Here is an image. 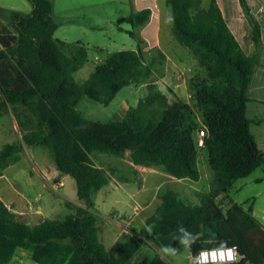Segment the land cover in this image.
Segmentation results:
<instances>
[{"label": "trees", "instance_id": "trees-1", "mask_svg": "<svg viewBox=\"0 0 264 264\" xmlns=\"http://www.w3.org/2000/svg\"><path fill=\"white\" fill-rule=\"evenodd\" d=\"M28 1L33 6L31 14L10 13L0 6V18L9 20L12 27V31L0 29V64L6 60L23 64L36 82L21 93L0 83V117L12 113L22 135V141L0 148V177L22 160L24 145L45 148L56 171L75 180L81 205L66 200L64 217L30 224L0 200V264H10L18 250L30 251L37 264H169L159 255L150 263H133V259L151 244L181 252L185 248L181 240L189 241L193 260L201 251L226 242V247L235 246L243 257L234 264H264V225L238 203L230 201L226 209L218 204V199L229 198L237 180L264 167V151L247 116L259 54L243 51L216 0H208L206 8L203 0H166L172 34L197 63L196 76L189 82L191 102L172 92L170 101L157 84L150 83L147 96L136 107L123 119L107 123L86 120L78 104L89 98L109 105L124 88L154 76L141 35L151 10L132 11L118 21L120 30L121 24L130 25L126 32L136 42V50L106 54L89 78L78 84L72 74L87 62L89 49L81 42L55 39L57 25L50 0ZM240 3L258 43L260 27L246 0ZM69 46L73 49L66 53L64 48ZM158 57L163 55L158 52ZM202 127L207 131L203 149L212 173L209 190L196 193L198 202H193L172 187L163 188L145 226L140 231L131 229L108 251L98 234L95 197L111 178L92 156L124 158L129 153L134 165L162 168L175 179L199 182L197 135Z\"/></svg>", "mask_w": 264, "mask_h": 264}, {"label": "rangeland", "instance_id": "rangeland-1", "mask_svg": "<svg viewBox=\"0 0 264 264\" xmlns=\"http://www.w3.org/2000/svg\"><path fill=\"white\" fill-rule=\"evenodd\" d=\"M50 1L53 4L52 18L59 25V29L55 34L56 38L67 44L81 42L89 49L87 62L79 71L72 74V79L78 84L84 83L94 71V66L97 65L95 64V58H99L101 61L97 62L101 64L107 53L136 50V42L126 32V30L131 28L130 25L121 24L120 27L123 30H120L118 25L120 19L129 16L132 11H136L133 6V0ZM0 6L10 13L31 14L32 11L28 0H0ZM2 28L12 31L9 20L0 18V29ZM162 36H165V31ZM71 49H73L72 46L64 48L66 53H69ZM102 51L104 52L101 53ZM152 54L158 55L156 51H152ZM149 56L151 55L146 53L145 57L148 64H152L153 61ZM159 79L157 76H152L149 79L133 84V86L124 88L109 105L95 102L89 98H83L79 102L77 109L88 121L107 123L121 120L129 108L136 107L138 102L147 96V85L158 82ZM0 83L4 88L12 89L18 93L26 91L36 84L25 65L11 60L3 61L0 64ZM157 85L164 93L170 96V101H173V95L170 93L168 85L163 83ZM20 141H22V135L13 114L9 113L1 116L0 148L7 143ZM257 144L264 151L263 144L260 142H257ZM92 158L95 164L103 167L109 174H113L117 168L124 170L126 175L129 173L126 171L127 160H129L127 155L124 158H116L105 154H94ZM199 168L201 172L199 182L191 180L180 181L165 173V176L160 178V181L166 183L163 188L172 187L185 200L198 202L196 193L208 191L212 179V173L208 166V154L204 149L199 150ZM7 170L6 174L11 179L17 180L19 190H22L29 200L34 201L33 205L36 203L35 208H37L38 204L43 208L45 207V213L49 219L62 218L68 212L64 206V201L56 197L54 190L38 175L42 171L51 175V172L55 170L53 160L47 149L24 145L22 160L17 164L11 165ZM167 176L171 177L172 181ZM58 179L63 180L65 183L64 187L58 189V192H62L70 201L78 202L75 180L71 177L63 179V176L60 175ZM2 184H5V180H0V197L11 207V210L16 209L14 205L8 202L10 198L4 197L6 195L4 188H1ZM51 184H53L52 186L56 184L54 178H52ZM54 188L57 189L58 187L54 186ZM149 188L150 185L148 186V191ZM138 190L139 187L136 183L126 188L122 187L115 190L116 197L127 203L128 214L132 213L134 206H137L140 212L145 208L147 212H150L157 205V198L154 194L148 198L146 204H142L149 192L146 190L139 195L137 194ZM229 196L234 202L242 204L245 209H249L252 205L255 212L254 215L264 223V167L257 169L247 178L237 180L231 188ZM100 197L98 195L99 199ZM230 198L226 200L220 198L218 199V204L223 209H226L228 202L232 201ZM111 203V200L106 201L105 214L113 211V209H119V207L112 206ZM25 217L28 221L32 219L30 215ZM126 217L128 216L123 213L118 219L119 221H124ZM37 222L35 220L31 221L32 224ZM157 255L171 264H193L189 248L185 247L181 252L172 254L170 249L166 251V248L159 244L144 246L133 259V263H150ZM13 259L16 261V258ZM22 259L23 262L19 261L18 264H37L32 260L29 252L26 255H22Z\"/></svg>", "mask_w": 264, "mask_h": 264}, {"label": "crops", "instance_id": "crops-1", "mask_svg": "<svg viewBox=\"0 0 264 264\" xmlns=\"http://www.w3.org/2000/svg\"><path fill=\"white\" fill-rule=\"evenodd\" d=\"M216 2L219 6L224 20L239 42L243 51L247 55H252L255 53L259 54V64L255 69L249 89V98L251 101L249 102L247 107V116L252 121L250 130L254 135L256 142H260L264 146V14L261 13V8L264 5V0H246L247 5L250 9V14L257 22L261 30V39L258 43L254 41L253 25L250 23L240 3V0H216ZM133 6L136 11H141L148 8L152 12L151 20L149 24L141 30V35L147 42V48L145 49V52H148L149 55H151L149 57L153 61V67L155 69L154 76L160 78L158 82H155V84L163 83L168 85L170 92L176 94L186 103H190L191 100L187 101L186 95L188 93H191L189 89V82L196 76L197 63L193 58L191 52L185 47L181 46L175 40L172 34L173 19L171 20V22H169L168 20L169 16L172 17V13L171 9L166 5V0H133ZM203 7H208V0H203ZM30 9L33 10L32 5L30 6ZM56 25L57 32L59 29V25ZM164 31L165 36L163 37L162 35ZM55 39H57L56 36ZM152 51H156L157 54L158 52H160L163 55V58H159L158 55L155 56L154 54H152ZM97 61L101 60L99 58H95V64L98 65L100 62L98 63ZM179 72H184L187 83L180 92H174L172 90V86L175 77ZM159 89L161 90V88ZM167 97L169 98V100L171 99L169 95H167ZM127 157H129V153L127 154ZM127 162L128 165L126 171L129 172L128 175H126L124 173L125 171L121 168H117L113 174L108 173L111 178L109 184L103 187L95 197V206L99 215V222L97 225L98 234L101 242L105 245L108 251H113L115 245L123 240L124 236L129 235L131 229L140 231L145 226V221L147 220V218L154 213L157 207L156 205L155 208L150 212H147L146 208L140 212V209L137 206H134L132 213L128 214L127 203L122 202L119 198L116 197L115 190L122 187L126 188L131 184L136 183L139 187L137 194L140 195L143 191H148V186L150 185L148 191L149 195L145 197L146 199L142 203L146 204L148 198L152 194H154V196L157 198L158 193L166 184L160 181V178L165 176V172L162 170V168H147L134 165L130 161V158L129 160H127ZM9 168L10 167H8L7 169ZM6 170L4 172V175L0 177V180H5V184H2L3 186L1 188H4V193L6 195L4 197L10 198V201L8 202L16 207V209H13L12 211L23 216L30 215V217L32 218L29 221L30 224H32L31 221L34 220L37 222L42 218L49 219L48 215L45 213V207L43 208L38 204L37 208H35L36 203H34L33 205L34 201L29 200L26 194L22 190H19V188L17 187V180L11 179L6 174ZM55 170L51 172V175L47 174L45 171L37 174L46 181L47 185L50 186V188L54 190L57 195L56 197L62 199L64 202L66 200L70 201L62 192H58V189L64 187L65 183L63 180L58 179L59 175H63ZM68 177L70 176H63V179H67ZM167 177L171 180V177ZM52 178L55 179L56 184L54 186L58 187L57 189H55L54 186H52L53 184H51ZM230 191L228 193L229 198ZM98 195L99 197L101 195L100 199L98 198ZM0 200L3 201L1 197ZM104 200H111L112 206L119 207V209H113L112 207L113 211L105 214L104 211L106 210L107 206L106 201ZM3 202L7 205L5 201ZM70 202L81 205L79 201ZM240 205L245 209L242 204ZM8 206L9 205H7V207ZM8 208L11 210L10 206ZM245 210H251L252 215L257 218L254 215L255 212L252 205L249 207V209ZM123 213L128 217H126L124 221H119L118 218ZM261 223L264 225L263 222ZM28 252L31 256L30 251L18 250L16 252V255L14 256V258H16V261L12 259L10 264H18L19 261H21L22 263V255H26ZM166 262L171 264L169 261Z\"/></svg>", "mask_w": 264, "mask_h": 264}, {"label": "clouds", "instance_id": "clouds-1", "mask_svg": "<svg viewBox=\"0 0 264 264\" xmlns=\"http://www.w3.org/2000/svg\"><path fill=\"white\" fill-rule=\"evenodd\" d=\"M169 22H171L172 17L169 16ZM150 231V229H149ZM183 231V228H181ZM181 244H183L186 248L188 247L189 241L188 240H181ZM169 251V249H166ZM171 253H175V249H170ZM240 258L238 252L236 251L235 246L232 248L226 247V242H221V247L214 248L210 251H201L200 254L195 257L193 260V264H209V261L212 264H225V262L236 261Z\"/></svg>", "mask_w": 264, "mask_h": 264}, {"label": "built area", "instance_id": "built-area-1", "mask_svg": "<svg viewBox=\"0 0 264 264\" xmlns=\"http://www.w3.org/2000/svg\"><path fill=\"white\" fill-rule=\"evenodd\" d=\"M261 13L264 14V5L261 8ZM186 83H187V81H186V77H185L184 72H179L176 75L175 80L173 82L172 90L174 92H180L183 89V87L186 85ZM186 96H187V98H186L187 101H190L192 99V94L191 93H188ZM206 136H207L206 128L202 127L199 130L198 135H197V144H198V147L200 149H203L205 147V138H206ZM239 256H240V258L238 260L225 262V263H230V264L239 263V262H241L243 260V257L240 254H239ZM209 262H211V261H209ZM218 264H219V262H218Z\"/></svg>", "mask_w": 264, "mask_h": 264}]
</instances>
